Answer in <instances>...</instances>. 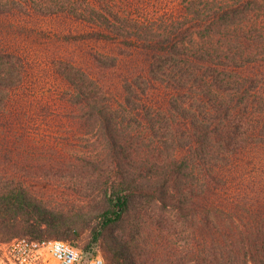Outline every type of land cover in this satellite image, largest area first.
<instances>
[{
	"label": "trees",
	"instance_id": "1",
	"mask_svg": "<svg viewBox=\"0 0 264 264\" xmlns=\"http://www.w3.org/2000/svg\"><path fill=\"white\" fill-rule=\"evenodd\" d=\"M147 3L73 30L0 3V243L264 264V0ZM40 160L83 164L62 166L76 190L41 182Z\"/></svg>",
	"mask_w": 264,
	"mask_h": 264
},
{
	"label": "rangeland",
	"instance_id": "2",
	"mask_svg": "<svg viewBox=\"0 0 264 264\" xmlns=\"http://www.w3.org/2000/svg\"><path fill=\"white\" fill-rule=\"evenodd\" d=\"M13 2H16L17 7ZM0 3L3 4L1 8H37L34 10L35 18L33 19L35 20L32 19L34 22H31L30 28L39 27L40 25V28L48 30L49 28H65L67 30L72 28L73 30V27L77 25L78 22L92 20L93 18H101L100 20H105L107 18L110 21H124L130 18L140 19L145 13L144 4H148L147 0H0ZM64 8H73V12L74 8H78L79 11H76L77 13L74 14H56L57 11L64 10ZM84 8H99L100 10H97L99 14H97V16H84ZM251 8H264V4H262V6L254 4ZM87 12L89 13V11ZM22 17L25 18L24 15H22ZM9 34L15 36V32ZM28 34L33 35L35 33L29 31ZM39 34L41 33L37 35ZM16 35L21 37L19 33ZM86 138L87 140L90 139L89 143L97 139L93 134L86 136ZM84 144L86 145V142ZM31 165H33L32 170L38 172L42 176L41 182L51 184V187L59 191H67L70 188L71 191L76 190L74 189L76 183L70 182V178L63 175L67 172V168L62 166H81L83 164H42L40 160L35 161L33 164H30V166ZM76 198L78 200L79 196H76ZM11 242L0 243V264H59L58 260L47 252L44 253L41 260L37 262L30 259L26 260L24 256H22L21 251L13 250ZM65 242L80 249L73 242ZM91 250V252L85 253L80 249L85 259H89L93 256H101L106 264L104 254L98 245H95Z\"/></svg>",
	"mask_w": 264,
	"mask_h": 264
},
{
	"label": "built area",
	"instance_id": "3",
	"mask_svg": "<svg viewBox=\"0 0 264 264\" xmlns=\"http://www.w3.org/2000/svg\"><path fill=\"white\" fill-rule=\"evenodd\" d=\"M13 250L22 252L24 258L39 261L44 253L53 256L60 264H105L101 256L85 259L80 249L68 242L58 239L34 241L28 238H18L11 242Z\"/></svg>",
	"mask_w": 264,
	"mask_h": 264
},
{
	"label": "crops",
	"instance_id": "4",
	"mask_svg": "<svg viewBox=\"0 0 264 264\" xmlns=\"http://www.w3.org/2000/svg\"><path fill=\"white\" fill-rule=\"evenodd\" d=\"M59 262V261H58ZM60 264V263H59Z\"/></svg>",
	"mask_w": 264,
	"mask_h": 264
}]
</instances>
